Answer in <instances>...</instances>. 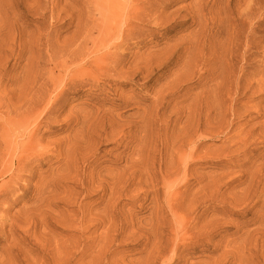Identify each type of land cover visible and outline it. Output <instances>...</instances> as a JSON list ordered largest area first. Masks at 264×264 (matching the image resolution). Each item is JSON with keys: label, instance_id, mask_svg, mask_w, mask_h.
Here are the masks:
<instances>
[{"label": "rangeland", "instance_id": "rangeland-1", "mask_svg": "<svg viewBox=\"0 0 264 264\" xmlns=\"http://www.w3.org/2000/svg\"><path fill=\"white\" fill-rule=\"evenodd\" d=\"M144 1L0 0V264H264V0Z\"/></svg>", "mask_w": 264, "mask_h": 264}, {"label": "bare ground", "instance_id": "bare-ground-1", "mask_svg": "<svg viewBox=\"0 0 264 264\" xmlns=\"http://www.w3.org/2000/svg\"><path fill=\"white\" fill-rule=\"evenodd\" d=\"M143 1H144V0H143ZM144 2H145V1H144ZM257 15H258V14H257ZM122 16H123V15H122ZM138 19H139V18H138ZM124 20H125V19H124ZM113 33H114V32H113ZM53 91H54V90H53ZM49 99H50V98H49ZM43 111H44V110H43ZM43 111H42V112H43ZM17 132H18V131H17ZM11 142H12V141H11ZM16 142H17V141H16ZM8 151H9V150H8ZM13 156H14V155H13ZM4 163H5V162H4ZM2 166H4V167L2 168V170H0V175H1L2 173L8 172L9 170H11L10 168L13 167V166H11V167L8 166V167H9V168H8L7 165H6V164H3V163H2ZM15 169H17V168H15ZM20 169H21V168H20ZM13 171H15V170H13ZM18 172H19V171H18ZM15 173H16V172H15ZM5 174H6V173H5Z\"/></svg>", "mask_w": 264, "mask_h": 264}]
</instances>
